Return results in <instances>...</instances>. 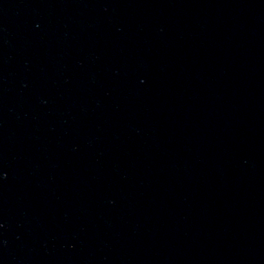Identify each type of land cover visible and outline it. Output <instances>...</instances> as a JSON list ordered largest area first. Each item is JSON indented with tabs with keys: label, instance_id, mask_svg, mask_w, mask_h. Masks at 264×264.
Listing matches in <instances>:
<instances>
[{
	"label": "water",
	"instance_id": "water-1",
	"mask_svg": "<svg viewBox=\"0 0 264 264\" xmlns=\"http://www.w3.org/2000/svg\"><path fill=\"white\" fill-rule=\"evenodd\" d=\"M0 264H264V0H0Z\"/></svg>",
	"mask_w": 264,
	"mask_h": 264
}]
</instances>
